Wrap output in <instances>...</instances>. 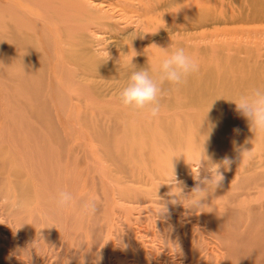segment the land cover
Masks as SVG:
<instances>
[{
  "label": "rangeland",
  "instance_id": "1",
  "mask_svg": "<svg viewBox=\"0 0 264 264\" xmlns=\"http://www.w3.org/2000/svg\"><path fill=\"white\" fill-rule=\"evenodd\" d=\"M52 1L0 0V24L21 18L28 34L47 26L61 40L52 52L39 37L17 50L27 58L22 78L13 74L18 60L0 50V264H264V137L230 102L264 85V0H169V35L159 31L143 49L130 36L143 25L126 13L129 0ZM19 4L25 21L11 12ZM101 12L117 19L88 22ZM82 16L84 24L75 21ZM84 33L100 63L79 68L68 56L84 60L70 48ZM156 46H183L200 70L146 119L122 109L119 92L134 65L155 67L163 55ZM243 151L251 154L241 159ZM225 157L233 163L221 168L222 185L202 213L169 204L157 215L175 177L188 196L194 174L203 178ZM62 190L74 197L64 211L56 206ZM86 199L96 201L94 215L80 213Z\"/></svg>",
  "mask_w": 264,
  "mask_h": 264
},
{
  "label": "clouds",
  "instance_id": "2",
  "mask_svg": "<svg viewBox=\"0 0 264 264\" xmlns=\"http://www.w3.org/2000/svg\"><path fill=\"white\" fill-rule=\"evenodd\" d=\"M130 36L134 37V40L138 37L135 32ZM156 47L162 51L163 55L155 67L149 65L137 70L133 64L134 70L130 72L125 85L119 92V104L122 109L146 119L158 118L162 110L163 98L169 92L178 91L192 75L200 70L198 61L183 46H178L171 52H168V48ZM165 85L168 87L165 88ZM230 102L236 105L237 113L248 121L255 138L264 137V85L252 86L247 91L235 95ZM214 127L215 125H212L208 133L203 135L206 141ZM250 154L251 151H243L241 159ZM203 156L207 158L206 160L209 159L205 154V147ZM202 160L205 159L200 160V169ZM232 163L230 158L225 157L219 164L210 163L207 169L208 175L203 178L200 171L194 174L193 178L197 183L188 196L183 194L181 182H178L175 177L174 183L169 184L171 191L168 196L171 199L164 201L159 197L160 210L157 215L162 217L167 214L169 204L173 206L182 204L189 210L188 214L202 213L204 208L209 207L208 198L214 196L222 185L224 175L221 168L229 170ZM185 202L188 203V207L185 206ZM73 205L74 197L70 191L62 190L57 193L56 206L59 210H68ZM79 207L80 213L85 216L94 215L97 211V203L94 199L83 200Z\"/></svg>",
  "mask_w": 264,
  "mask_h": 264
},
{
  "label": "bare ground",
  "instance_id": "3",
  "mask_svg": "<svg viewBox=\"0 0 264 264\" xmlns=\"http://www.w3.org/2000/svg\"><path fill=\"white\" fill-rule=\"evenodd\" d=\"M23 1H25V0H18V2H23ZM29 1L32 2V0H29ZM115 1H117V0H115ZM52 3L54 5L60 6L61 8L63 6L62 3L60 1H58V0H54V1H52ZM109 3H107V4H109ZM129 3H131L132 8L131 9H125L126 13L127 14H135L137 18L139 16V19L141 21L140 24L143 25V26H141V28H142L141 29V33H139L138 29H135L136 30L135 33H136V35L138 37L133 42L137 43L139 48L143 49V46H145L146 43L148 42L146 40L154 38L155 36L158 37V34H159L158 32L159 31L162 33L161 36L162 35H169L168 32H167V29L169 27V25H167L168 24L167 18L170 19V21H171V18H170L169 15L164 14V11H166V9H170L171 3L173 4V2H171V1L169 2V0H129ZM80 6L83 7V8H86L85 5H80ZM101 6H103V4ZM22 7L23 6L21 5V9H22ZM108 7H109V5H108ZM111 8H112V6H111ZM21 9H20V4L17 7H13L11 5V12L12 13L13 12L16 13V12H19V10H20V12L22 13V16L24 17L22 21H25L26 18L28 17V15L25 14L24 7L22 9L23 11H21ZM74 10L79 15L86 14L85 12H80L79 13L77 11V9H74ZM68 12H69V10H68ZM159 12H162L164 14V16L159 15L158 14ZM112 13H114V11ZM119 13H121V12H119ZM119 13H117V14L119 15ZM190 14L191 15H195L197 17V16L200 15V11L198 10V11L195 12V11H192V9H191L190 10ZM93 15H95L97 17V20H95V19L90 17L88 22H95V23L99 24V26H106L107 24H109V20L110 19H117V18H112V17L111 18L110 17H104L102 15V12L99 13V14L93 13ZM177 15H178V13H177ZM175 17H176V15L172 16V19H175ZM87 18H89V17H87ZM85 19L86 18H84L82 16V17L76 18L75 21L80 23V24H84L86 22ZM120 19H123V17L120 18ZM125 20H127V19H125ZM69 21H70V15H69ZM20 22H21V18H19V21L16 18H13V22L10 20L9 23L0 24V27L4 26L5 29L8 31L6 33V35H4L3 37H2V35L0 36V42L4 43V44L0 43V50L3 51V52L5 51L6 54L9 55V58L12 61L18 60L17 65L20 67V69L16 70L15 69V64L13 62H11V65L14 67L13 74L14 73H15L14 75L18 74L22 78L24 76V74H25L24 73L25 69L23 68V66L26 63L27 58H26L25 54H23L24 56L23 55L22 56H17V54H16L17 50H20L21 52L22 51L27 52V49L29 47L33 46V44L35 42V39H37L39 37V38L42 39V41L44 40V42L47 43V46H46L45 50L47 52H52V51H54V45H56L55 47L58 48L59 43H60L61 40L57 39V38H53L51 36V32L52 31L49 32L50 29L47 28V26H46L47 29L46 28L45 29L42 28V30L39 27L36 26V28H34V32L31 33V34H28V32L25 31V29H24L25 26L21 27L22 29L21 28L19 29L18 23H20ZM194 22H195L193 24V25H195L194 29H198L199 23H198V20H196V18H195ZM43 23H45V22H43ZM43 26L45 27V25L42 24V27ZM113 27H114V29H117V31H120L119 29H122V28H119L117 26V24H113ZM50 28H52V26H50ZM0 29H2V28H0ZM123 30L127 34L131 31L130 29H123ZM88 31H89L88 28H86L85 29V33H87ZM120 32H123V31H120ZM85 33L83 35L79 34V37H77V39L79 41V44L74 45V43H72L70 45V48H72L73 51L77 47L81 48L79 53L81 52V53L84 54V57H85L84 60L83 61H80V60L77 61L76 58L79 57V56L77 54H75V53H73L72 56H68V60H72V61L76 62L77 63L76 66H78L79 68H84V66H88V63L94 62V61L100 63V61L97 59V56H96L97 52L92 47L93 44H90V42L85 41L86 38H87L86 37L87 34H85ZM85 46L87 47V51L85 49ZM13 50H15V51L13 52ZM69 51H70V49H69ZM136 51H137V49H136ZM10 52H12V54L13 53H15V54L14 55H10L9 54ZM74 52H76V51H74ZM145 53H147V51H145ZM62 56L63 55H57L56 54V57L54 59V65L56 67H58L60 65V60H63ZM50 78H52V75H51Z\"/></svg>",
  "mask_w": 264,
  "mask_h": 264
}]
</instances>
